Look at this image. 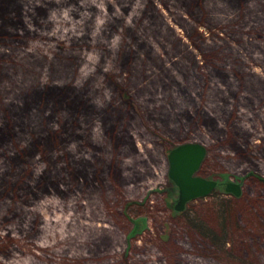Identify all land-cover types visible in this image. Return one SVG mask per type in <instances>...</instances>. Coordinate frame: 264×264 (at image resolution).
<instances>
[{
    "label": "rangeland",
    "instance_id": "1",
    "mask_svg": "<svg viewBox=\"0 0 264 264\" xmlns=\"http://www.w3.org/2000/svg\"><path fill=\"white\" fill-rule=\"evenodd\" d=\"M263 179L264 0H0V264H264Z\"/></svg>",
    "mask_w": 264,
    "mask_h": 264
},
{
    "label": "water",
    "instance_id": "2",
    "mask_svg": "<svg viewBox=\"0 0 264 264\" xmlns=\"http://www.w3.org/2000/svg\"><path fill=\"white\" fill-rule=\"evenodd\" d=\"M206 147L197 142H187L173 148L169 153V177L179 189V199L175 206L182 211L187 202L208 196L218 185L217 180L196 175L204 157ZM226 191L236 196L241 194V184L228 182Z\"/></svg>",
    "mask_w": 264,
    "mask_h": 264
},
{
    "label": "trees",
    "instance_id": "3",
    "mask_svg": "<svg viewBox=\"0 0 264 264\" xmlns=\"http://www.w3.org/2000/svg\"><path fill=\"white\" fill-rule=\"evenodd\" d=\"M1 1H2V0H1ZM108 2H109V1H108ZM109 4L111 5V8L113 7L112 9H113V11L115 12V11L117 10V7H116L117 4H116V3H114V4H113V3H109ZM138 32H140V30H139ZM85 39H86V42H88V43H89L90 41L92 42V40H93L92 37H91V35L86 36V37L84 38V40H85ZM147 40H149V38H148ZM80 41H81V39H80ZM89 44H90V43H89ZM153 49H154V48H153ZM175 75H176V74H175ZM175 75H174V76H175ZM175 77H176V76H175ZM176 78H177V77H176ZM177 83H179V82H178V78L176 79V84H177ZM48 88H50V87H49V86L44 87V88H43L44 90H40V91H42V92H46L45 89H48ZM40 89H41V88H40ZM49 90H50V89H49ZM52 90H53V89H52ZM72 92H74V91H72ZM83 93H85V92H82V94H83ZM82 97H83L84 100H87V101H91V100H92L91 97L86 98V94H83ZM84 100H82V102H83ZM92 101H93V100H92ZM92 104H93L94 107H95V106H98V105H96L95 102H92ZM21 107H22V106H21ZM24 108H25V107H24ZM103 108H104V107H101L102 110H104ZM33 111H36V109H35L34 107H33V109L31 110L30 113H32ZM209 112H210V111H209L208 109H205V113L210 114L211 112H210V113H209ZM47 115H48V114H47ZM6 119H8V118H6ZM79 121H80L79 126H80V124L83 125V122H81V121H82L81 118H79ZM16 123H17V121L14 122V124L16 125L15 127L18 126V123H17V124H16ZM76 128H77V132H78L80 127H76ZM19 129H20V128H19V126H18V129H17V130H19ZM114 133H115V132H114ZM67 144H68V143H67ZM87 173L89 174V180H90V183H92V182L96 183L95 181H99V179H98L97 177L92 176V172L88 171ZM93 177L96 178V180H94ZM81 179H82V177H79L78 180L80 181ZM97 179H98V180H97ZM263 181H264V179H263Z\"/></svg>",
    "mask_w": 264,
    "mask_h": 264
}]
</instances>
